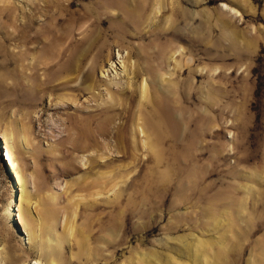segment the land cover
Returning a JSON list of instances; mask_svg holds the SVG:
<instances>
[{"label": "rangeland", "instance_id": "1", "mask_svg": "<svg viewBox=\"0 0 264 264\" xmlns=\"http://www.w3.org/2000/svg\"><path fill=\"white\" fill-rule=\"evenodd\" d=\"M48 1L0 0V264H13L8 253L21 256L14 264H264V0H146L93 79L69 84L47 69L81 40L78 15L108 0H63L71 12L52 33ZM193 87L222 104L200 123L196 158L153 130L161 98L186 103ZM186 106L196 118L201 105ZM176 110L182 135L188 115Z\"/></svg>", "mask_w": 264, "mask_h": 264}, {"label": "bare ground", "instance_id": "2", "mask_svg": "<svg viewBox=\"0 0 264 264\" xmlns=\"http://www.w3.org/2000/svg\"><path fill=\"white\" fill-rule=\"evenodd\" d=\"M71 6H72V3L66 4L63 2V0H49L47 5L43 7L44 11L46 12L45 14L46 19H45L44 24H42V30L49 31L50 33H52L50 26H54V25H50V22L55 20V17L57 15L62 14L63 11L71 12V10L69 9ZM145 8H146V0H134V2H130V0H108L105 5H101L100 7L97 8L96 11H91L90 14L84 13V14L78 15L76 19L84 21L86 23L85 25H87V27L81 33L82 35L81 40H76V44L74 45L72 44V41H70L66 46L65 53L57 54L54 59V63L47 70H50V72H52V74L54 75V79H57L60 81L67 80L68 81L67 84H69L70 82L78 78L81 74H85L84 79L87 82H90L93 79L95 75V71L99 66V56L102 52L106 50L108 41H110V38L116 35V36H119L118 38L120 39V36H123L124 34L125 26H128L130 28L132 27V25L135 26L136 24H140V20L143 17ZM108 10L112 12H116L117 15L114 17L107 15L106 11ZM92 17H95V18L91 20ZM115 18H120L121 23L114 24ZM66 21H68V19H66ZM24 22L25 23L24 25L21 26V28H23L27 24V22H30V21L27 20ZM71 22L72 21L70 19L69 26H71ZM107 24L110 26L108 27L109 30L106 33L105 27ZM100 26L103 28H100L98 35L92 40H90V37L95 32V29ZM72 33L73 32L70 31L69 35H71ZM40 34H43V33H39V35ZM117 42H119V40ZM86 44H88V47H86ZM21 50L24 51L25 49H21ZM95 51H97L98 54H95ZM78 55L79 57H77ZM85 70H87L86 73H85ZM73 75H75L76 77H74ZM192 89H195L194 92L192 91ZM139 90L141 92L142 100H145L149 97L148 84L146 83V81L143 80L140 83ZM185 94H186L187 104L195 105V106L200 104L202 106V104L205 103L206 110H203V106L202 108L200 106L199 109L201 110L198 112L197 117L192 119V117L189 116V113L191 111L190 108L186 106L187 104L185 102H181L178 96L174 102L175 106H171L168 103L166 97L161 98V100L158 102L157 108L159 109V113L161 114V117H162L161 121L164 122V126H162L160 122L157 121L156 123L153 124V127H154L153 130H155V134L157 138L163 143L166 142V143L171 144V147L174 149H182L186 151L187 156L185 157L192 156L196 158L200 156L201 153L192 154V152L194 151L193 145L196 142L195 141L196 136L198 134H201V131L198 130L201 128L200 123H205L207 120H211L213 118V116L208 112L209 108L213 110L212 111L213 113H214V108L216 105H217L216 113L222 110V104L220 105L221 98L218 95V93L212 88L207 89L205 91V88L193 87L189 90V92H185ZM204 96H205V101H203ZM176 109L184 110L185 113L188 115L185 121L187 125L183 129L184 132L182 135H181V132H179L181 128L178 125H174L170 121V117L176 113L177 111ZM163 118H165V120ZM168 123H170V125L166 126V124ZM192 124H195V129H192V126H191ZM167 128L170 129L171 133L170 132H167V134L165 133ZM144 131L146 132V130L142 127V132ZM4 138L7 144L6 150H5V153H6L5 155L7 158L6 161H9V166H11L12 168L11 170L16 171L18 164L16 163V161H14V158H13L15 157V160H17L16 154H14L15 150L12 146H11V149L13 151L10 149L9 139L6 136H4ZM150 148L155 149L158 157L161 156L159 147L156 145V143L155 145H150ZM18 172L19 171L16 172V177L20 184V182L23 183V181ZM18 213H19L18 219L20 220V224H22L24 230H26L27 233H30L29 230L31 228H30V224H27V222L29 221L27 219V212L22 208V206H20L18 208ZM6 214L8 217L12 216V212L10 210H8ZM14 216L16 217V214ZM41 223L43 224V222ZM34 232H36V228ZM198 242H199V245L197 246V248L201 249L203 247L202 246L203 243L200 241ZM8 247L12 249L10 250L8 248L9 251L18 252V250L15 247H12V246H8ZM7 256L9 259H11V263L13 264L18 263L21 257L20 255L13 256L12 254H9V253L7 254ZM151 256L153 258H156L155 254H151ZM54 261L55 260H52L50 263L54 264Z\"/></svg>", "mask_w": 264, "mask_h": 264}, {"label": "water", "instance_id": "3", "mask_svg": "<svg viewBox=\"0 0 264 264\" xmlns=\"http://www.w3.org/2000/svg\"><path fill=\"white\" fill-rule=\"evenodd\" d=\"M3 152V151H2ZM3 159L1 158V161H2ZM5 164V163H4Z\"/></svg>", "mask_w": 264, "mask_h": 264}]
</instances>
